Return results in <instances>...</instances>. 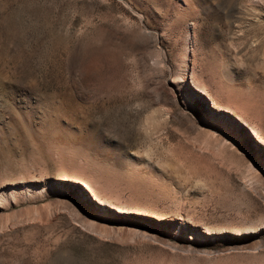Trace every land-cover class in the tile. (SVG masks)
Here are the masks:
<instances>
[{
    "label": "rangeland",
    "instance_id": "374dc122",
    "mask_svg": "<svg viewBox=\"0 0 264 264\" xmlns=\"http://www.w3.org/2000/svg\"><path fill=\"white\" fill-rule=\"evenodd\" d=\"M249 126L264 0H0V264H264Z\"/></svg>",
    "mask_w": 264,
    "mask_h": 264
},
{
    "label": "bare ground",
    "instance_id": "6f19581e",
    "mask_svg": "<svg viewBox=\"0 0 264 264\" xmlns=\"http://www.w3.org/2000/svg\"><path fill=\"white\" fill-rule=\"evenodd\" d=\"M196 87H197V86H196ZM198 89H200V88H198ZM249 128H250L251 132L255 135L256 139H257L260 143L264 144V142H263V141L257 136L255 130H254L252 127H250V126H249Z\"/></svg>",
    "mask_w": 264,
    "mask_h": 264
},
{
    "label": "water",
    "instance_id": "95a60500",
    "mask_svg": "<svg viewBox=\"0 0 264 264\" xmlns=\"http://www.w3.org/2000/svg\"><path fill=\"white\" fill-rule=\"evenodd\" d=\"M247 130H248V128H247Z\"/></svg>",
    "mask_w": 264,
    "mask_h": 264
}]
</instances>
